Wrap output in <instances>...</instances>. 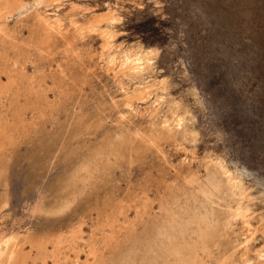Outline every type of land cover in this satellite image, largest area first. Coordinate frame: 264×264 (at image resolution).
I'll return each mask as SVG.
<instances>
[{"label": "rangeland", "instance_id": "rangeland-1", "mask_svg": "<svg viewBox=\"0 0 264 264\" xmlns=\"http://www.w3.org/2000/svg\"><path fill=\"white\" fill-rule=\"evenodd\" d=\"M21 3L29 9L20 15ZM0 8L7 14V28L14 32V38L5 42L0 36L2 77L15 51H20L22 62L28 60L31 73L37 63L55 75L62 65L71 75L61 102L51 89L53 79H48L52 108L44 107L46 116L40 119L37 113L31 121L33 110L26 106L28 134L20 136L22 125L1 154V163H9V187L0 186V236L24 237L44 222L39 210L56 195L63 167L49 169L42 163H78L92 145L90 139L74 138L73 126H83L88 135L101 124L99 134L90 135L100 141L103 132L114 131L123 121L126 128L131 121L133 127L149 124L152 108L158 104H154L155 94L135 104L132 113L122 105L116 107L123 98L115 81L119 67L112 71L99 59L104 39L99 32L84 41L76 34V28L90 19L109 16L115 20L110 27L114 49L154 51L145 80L165 84L163 112L169 102L190 113L187 123L192 133L165 142L160 151H148L137 163L163 165L174 176L189 168L205 173L206 163L222 160L231 170L245 174L254 200L250 201L251 225L258 238L252 244L257 248L263 243L258 217L264 211V0H1ZM45 19L61 28L44 48L38 46L42 37L33 36L24 23ZM19 104L24 106L25 100Z\"/></svg>", "mask_w": 264, "mask_h": 264}, {"label": "bare ground", "instance_id": "bare-ground-1", "mask_svg": "<svg viewBox=\"0 0 264 264\" xmlns=\"http://www.w3.org/2000/svg\"><path fill=\"white\" fill-rule=\"evenodd\" d=\"M17 8L20 15L29 9L24 3ZM112 21L109 16L95 17L77 27L76 34L84 41L99 32L104 39L99 59L112 71L119 67L115 81L123 98L116 107L122 105L125 112L132 113L135 104L155 94L154 104H158L152 108L149 124L133 127L131 121L126 128L123 121L114 131L103 132L100 141H93L90 135H98L101 124L88 135L83 126H73L74 138L92 141L87 146L89 153L78 163H42L49 169L63 167L56 195L39 210L53 220L45 218L40 228L24 237L19 233L0 236V264H264V241L257 248L252 244L257 237L251 225L253 197L245 174L231 170L222 160L206 163L205 173L189 168L174 176L163 165L137 163L148 151H160L165 142L192 133L187 123L190 113L181 104L169 102L163 112L165 84L145 80L154 51L114 49ZM24 25H29L33 36L42 37L38 46L44 48L61 28L48 19ZM7 27V14L0 8L3 42L14 38ZM19 53L15 51L14 58ZM14 58L4 77L0 75V112L4 113L0 115V157L22 125L25 129L20 136L28 134L23 115L26 106L33 110L31 121L37 113L40 119L46 116L44 107L52 108L48 79H53L51 89L60 100L66 96L65 86L71 78L62 65L58 75L37 63L31 73L28 60L22 62L21 54ZM21 100H25L24 106L19 104ZM1 162L0 158V186L7 188L9 163ZM258 218L264 236V211Z\"/></svg>", "mask_w": 264, "mask_h": 264}]
</instances>
